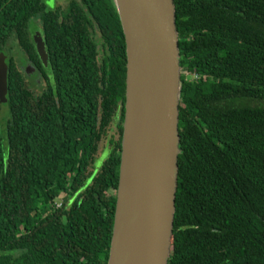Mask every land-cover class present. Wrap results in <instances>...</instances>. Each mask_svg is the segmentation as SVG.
Instances as JSON below:
<instances>
[{
    "label": "trees",
    "instance_id": "16d2710c",
    "mask_svg": "<svg viewBox=\"0 0 264 264\" xmlns=\"http://www.w3.org/2000/svg\"><path fill=\"white\" fill-rule=\"evenodd\" d=\"M172 4L180 90L167 264H264V0ZM0 53V264H105L125 80L113 2L43 12L41 0H0Z\"/></svg>",
    "mask_w": 264,
    "mask_h": 264
},
{
    "label": "water",
    "instance_id": "95a60500",
    "mask_svg": "<svg viewBox=\"0 0 264 264\" xmlns=\"http://www.w3.org/2000/svg\"><path fill=\"white\" fill-rule=\"evenodd\" d=\"M125 47L123 121L105 264H167L177 157L179 66L172 0H112ZM37 55H46L39 34ZM0 53V104L6 65Z\"/></svg>",
    "mask_w": 264,
    "mask_h": 264
},
{
    "label": "rangeland",
    "instance_id": "374dc122",
    "mask_svg": "<svg viewBox=\"0 0 264 264\" xmlns=\"http://www.w3.org/2000/svg\"><path fill=\"white\" fill-rule=\"evenodd\" d=\"M53 1H55V0H53ZM12 53L15 54V58L18 57V51L17 50L13 49ZM25 71H26V75H27L26 76L27 82L32 86V90L34 92H36L38 90V88L42 84V83H40L41 80H37V78L33 76L32 70L30 68H28V67L25 68ZM5 114H6V108L4 106H0V126H2L1 130L3 129V125H1V124L4 121ZM112 133H113V131H109V133L107 134V137L101 141L100 146H99V148L97 150V154L95 156L96 159H94L93 162H92L94 166L88 168L89 172H91V171L95 170L96 168H98L100 166L101 162L105 159L107 148H108L107 140H108V137H110Z\"/></svg>",
    "mask_w": 264,
    "mask_h": 264
},
{
    "label": "flooded vegetation",
    "instance_id": "af4514ba",
    "mask_svg": "<svg viewBox=\"0 0 264 264\" xmlns=\"http://www.w3.org/2000/svg\"><path fill=\"white\" fill-rule=\"evenodd\" d=\"M71 1L72 0H55V1H53V0H41L42 11L48 12V11H54L55 9L64 10V9H66L67 5ZM74 1H77V0H74ZM37 19H38L37 17L32 18L33 25L31 26V31H32V36L35 32H37L39 34V37L41 40V35L39 33V30L41 29V27H40V24L37 23ZM41 42H42V40H41ZM42 44H43V42H42ZM45 62H46V58H45Z\"/></svg>",
    "mask_w": 264,
    "mask_h": 264
},
{
    "label": "built area",
    "instance_id": "2783aa9c",
    "mask_svg": "<svg viewBox=\"0 0 264 264\" xmlns=\"http://www.w3.org/2000/svg\"><path fill=\"white\" fill-rule=\"evenodd\" d=\"M56 206H58V205H56Z\"/></svg>",
    "mask_w": 264,
    "mask_h": 264
}]
</instances>
